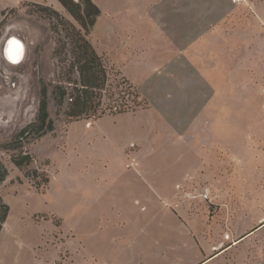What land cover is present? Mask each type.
<instances>
[{
    "label": "rangeland",
    "instance_id": "rangeland-1",
    "mask_svg": "<svg viewBox=\"0 0 264 264\" xmlns=\"http://www.w3.org/2000/svg\"><path fill=\"white\" fill-rule=\"evenodd\" d=\"M92 1L101 17L87 38L110 68L107 113L67 120L52 90L72 60L65 32L80 25L58 0H0V264H264L263 64L229 58L202 98L171 101L178 137L157 131L154 113L131 115L140 107L108 114L119 72L141 73L114 50L109 2ZM11 36L24 44L17 64L2 54ZM44 90L52 129L17 140Z\"/></svg>",
    "mask_w": 264,
    "mask_h": 264
},
{
    "label": "crops",
    "instance_id": "crops-1",
    "mask_svg": "<svg viewBox=\"0 0 264 264\" xmlns=\"http://www.w3.org/2000/svg\"><path fill=\"white\" fill-rule=\"evenodd\" d=\"M105 1L108 19L103 21L110 26L114 50L141 73L138 82L124 73L144 100L131 115L156 114L157 131L164 124L177 137L183 133L171 101L184 94L197 99L201 86L210 84L212 67L228 65L229 58L242 67L252 61L264 66V0Z\"/></svg>",
    "mask_w": 264,
    "mask_h": 264
},
{
    "label": "trees",
    "instance_id": "trees-1",
    "mask_svg": "<svg viewBox=\"0 0 264 264\" xmlns=\"http://www.w3.org/2000/svg\"><path fill=\"white\" fill-rule=\"evenodd\" d=\"M66 11L78 22L80 28H72V31H66V42L71 46L70 61L68 77L56 85L52 90L53 97L55 98L58 106L64 103L63 99L67 101L65 108V115L71 119L89 118V117H102L107 112L106 109L100 107V97L108 81L109 67L106 65L102 55L98 54L87 38L91 27L95 23L98 15L100 14L99 7L92 0H58ZM76 73V78H72V73ZM115 82V89L119 90L112 92L109 95L111 103L108 114H118L134 110L137 107H143L144 100L141 98L138 90L129 82V80L122 76ZM114 89V90H115ZM43 91V99L40 101L38 112L34 122L23 128L17 140L27 138V136L34 131L38 135H44L45 132L52 129V120L48 119L47 114V101ZM108 97V96H107ZM132 103V104H131ZM48 121V122H46ZM16 166H20L19 160H13ZM7 175V170L0 163V182H2ZM0 230L2 224L5 222L8 206L3 202L0 197ZM264 223V222H263ZM262 223V224H263ZM258 227V226H257ZM203 262V261H202ZM201 262V263H202Z\"/></svg>",
    "mask_w": 264,
    "mask_h": 264
},
{
    "label": "bare ground",
    "instance_id": "bare-ground-1",
    "mask_svg": "<svg viewBox=\"0 0 264 264\" xmlns=\"http://www.w3.org/2000/svg\"><path fill=\"white\" fill-rule=\"evenodd\" d=\"M5 50L9 59L12 60V62L17 63L22 54V42L16 37H12L8 40Z\"/></svg>",
    "mask_w": 264,
    "mask_h": 264
},
{
    "label": "flooded vegetation",
    "instance_id": "flooded-vegetation-1",
    "mask_svg": "<svg viewBox=\"0 0 264 264\" xmlns=\"http://www.w3.org/2000/svg\"><path fill=\"white\" fill-rule=\"evenodd\" d=\"M61 4V3H60ZM10 38H12V36L11 37H8L5 41H4V44H3V46H2V54H3V56H4V58L8 61V62H10V63H12V64H17V63H13L12 62V60H10L9 59V57L5 54V48H6V44H7V42H8V40L10 39ZM25 53V52H24ZM6 55V56H5ZM8 57V58H7Z\"/></svg>",
    "mask_w": 264,
    "mask_h": 264
},
{
    "label": "water",
    "instance_id": "water-1",
    "mask_svg": "<svg viewBox=\"0 0 264 264\" xmlns=\"http://www.w3.org/2000/svg\"><path fill=\"white\" fill-rule=\"evenodd\" d=\"M20 40V39H19ZM22 42V54H21V57L19 59V61L21 62L23 57H24V52H25V49H24V44H23V41L20 40ZM5 50V49H4ZM5 54H6V50H5ZM7 55V54H6ZM19 61L17 63H19ZM14 63V62H13Z\"/></svg>",
    "mask_w": 264,
    "mask_h": 264
}]
</instances>
